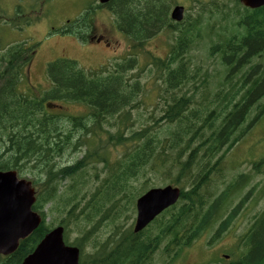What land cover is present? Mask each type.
Returning a JSON list of instances; mask_svg holds the SVG:
<instances>
[{
    "label": "trees",
    "instance_id": "obj_1",
    "mask_svg": "<svg viewBox=\"0 0 264 264\" xmlns=\"http://www.w3.org/2000/svg\"><path fill=\"white\" fill-rule=\"evenodd\" d=\"M210 3L212 22L203 28L201 10L177 23L165 0H111L106 7L114 27L133 51L166 32L168 51L163 57L147 53L146 63L127 55L98 72L86 73L69 59L48 63L52 88L46 96L83 105L79 116L54 114L43 104L46 98L21 90L33 46L0 49V171L28 174L35 188L32 209L42 218L13 254L0 255V264H21L52 227L45 219L53 212L83 264H154L161 244L181 251L212 222H220L217 234L228 226L232 217L222 213L249 175L232 179L216 196L208 188L222 178L225 158L264 118V7ZM90 10L77 22L86 23ZM141 97L153 99V107L135 126L133 111L148 108ZM108 145L120 155L111 157ZM79 152L80 159L60 164ZM249 162L259 171L264 156ZM165 185L180 189L178 203L138 233L133 221L124 226L133 219L136 199ZM254 187L264 188V179ZM254 222L243 236V252L228 264H264V212Z\"/></svg>",
    "mask_w": 264,
    "mask_h": 264
},
{
    "label": "rangeland",
    "instance_id": "obj_2",
    "mask_svg": "<svg viewBox=\"0 0 264 264\" xmlns=\"http://www.w3.org/2000/svg\"><path fill=\"white\" fill-rule=\"evenodd\" d=\"M36 8L34 9V13H30V9L27 8L29 5L32 7V0H0V24L7 19L11 24L9 28L2 25L1 34H0V47H8L14 45L17 42H26V44H39L37 47V54H35V58L31 65V68L28 72V82L25 84V90L30 93L35 91L29 90L27 87L29 84L31 86H40V89L34 93L35 96L43 97V94L46 93V90L50 88V83L48 81L46 75V66L47 64L60 56H53L51 49L44 45L43 38L41 40V35L43 34V30L37 31L35 30V26L32 24H28V18H31L32 21H35L34 24L40 23L41 21L47 23V27H57L58 24H61L65 19H70L79 17L78 13H82L83 9L93 1V0H70L68 5L64 3L66 0H58L60 1L58 7H40V0H33ZM168 6V13L172 10L175 5H182L186 7V13L188 15H192L194 17L195 12L201 10L202 21L205 26L203 28H208L209 23L212 22V19L207 18L210 7H213L210 3V0H165ZM218 5L225 4L227 7H231L234 3L233 0H215ZM48 1H46L47 3ZM52 1L51 3H53ZM45 3V4H46ZM39 6V7H38ZM27 8V9H26ZM197 8H199L197 10ZM17 9L22 10L23 20L21 23H18L17 19H12V17L16 14ZM16 11V12H15ZM96 11L94 8L90 10V12ZM233 12V11H232ZM34 15L37 17L35 18ZM93 17V15H91ZM216 19L219 20V24L222 22L220 19V15L216 14ZM234 16V13L226 19L227 21H231ZM215 19H213L214 21ZM113 18L112 14L109 10L104 9L98 12L97 15H94L92 20V29L95 30V34L104 35L103 41L107 43V46L102 44L97 45L94 43H86V45L73 40H65L64 43H57V53L61 50H64L65 54H62L66 57L73 58L77 61L80 68L90 71H100L103 67L110 65L115 60L120 58H124L127 55L137 54L142 63H146L147 61V53L149 55L153 54L155 56H162L166 54L169 46V34L161 33L159 36L153 37L151 40L146 42L143 48L132 50L131 44L128 43L127 39L123 37L120 32H116L113 29ZM16 26V27H15ZM21 29H10V28H18ZM39 27V26H37ZM87 27V25L85 26ZM40 28V27H39ZM227 31H230L227 29ZM42 33V34H41ZM86 38L89 37V29L86 28L83 31ZM14 42V43H13ZM71 42V43H70ZM91 44V45H90ZM202 45L201 48L197 49V53L199 55H204L202 51L206 50ZM146 56V58L144 57ZM264 58V57H263ZM256 61V60H254ZM264 62V60H263ZM153 89V87H149ZM155 92L157 89L154 87ZM43 91L42 93H40ZM143 103L142 106L148 107L146 111L142 109L139 110V115L136 114L135 111L131 114V117L136 120L134 121V125L137 126L144 122L147 117V113L152 110L153 99H146L141 97ZM48 102H53L55 105L51 110L54 114H59L60 110L74 115L79 116L85 113V107L79 103H66L62 100H47ZM161 104V102L159 101ZM138 120V121H137ZM105 131H112L110 127L107 125L103 126ZM127 131V129H125ZM126 133V132H125ZM106 136V135H105ZM101 145H104L102 142ZM239 145V146H238ZM235 149L225 158L224 164V172L222 178H218L217 176L214 178V182L209 185L208 190L211 193H214L215 196L222 193L228 186L229 182L238 177L239 175H249V178L246 182L232 195L229 197V205L227 206V212L225 210L222 213V216L226 218V216L231 215L232 219L228 223V226L223 229L220 233H215L220 224L219 221L215 223L212 222L210 226L207 227L204 233H202L199 238L193 241V243L188 246L180 249L178 255H175L174 251L168 252L164 250L167 246L165 243L161 244L159 249L155 251L153 255V263L154 264H224V255L229 256L230 254L237 257L239 252H243V248L241 247L242 242H244L243 236L246 235L247 228L252 226L254 223V217H257L259 214L264 212V188L257 190V193L251 194L246 201L241 204V207L235 212L232 213L234 209L237 208L241 199H244L252 187H254L255 183L258 181H263L264 179V166L260 168L259 171H253V166L250 164L251 159H257L260 156H264V118L261 119L258 123H256L250 130L249 134L238 144ZM100 148V147H98ZM84 150V148H83ZM106 150H110L109 154L111 157L119 156L121 150L118 148L112 147L110 149V145L107 146ZM84 152V151H83ZM82 156V152L73 153L70 155H65L61 158L60 164L64 165L74 161V159H80ZM258 173V174H257ZM28 174L23 173L22 177L26 179ZM255 194V196H254ZM256 199H263V201L259 205L249 204L252 202V197ZM49 205L45 207L48 209ZM57 213L53 212V215L46 219L47 223H51L52 227L57 226V222L54 216L57 217ZM134 215L133 219H128L124 226L129 225L132 221L134 223ZM96 232V231H95ZM100 237V233L96 232ZM70 238L73 239L74 235H70ZM210 240L212 242L210 243ZM86 251H90V248H87ZM228 260V259H227ZM225 260V261H227Z\"/></svg>",
    "mask_w": 264,
    "mask_h": 264
},
{
    "label": "water",
    "instance_id": "obj_3",
    "mask_svg": "<svg viewBox=\"0 0 264 264\" xmlns=\"http://www.w3.org/2000/svg\"><path fill=\"white\" fill-rule=\"evenodd\" d=\"M109 0H99L106 3ZM248 9L264 6V0H240ZM173 21H181L183 7L176 6L170 14ZM179 197V190L170 186L155 188L136 201V221L133 231H141L163 210L173 205ZM34 190L30 182L17 180L13 171L0 172V255L12 254L19 240L26 238L39 225L40 217L32 212ZM63 229L58 227L49 232L34 252L21 264H78L79 252L65 246Z\"/></svg>",
    "mask_w": 264,
    "mask_h": 264
},
{
    "label": "flooded vegetation",
    "instance_id": "obj_4",
    "mask_svg": "<svg viewBox=\"0 0 264 264\" xmlns=\"http://www.w3.org/2000/svg\"><path fill=\"white\" fill-rule=\"evenodd\" d=\"M95 1V0H93ZM45 2L46 0H40V7H44L45 6ZM58 4V2H55V3H51L52 6H56ZM97 6H99L98 4H95L94 5V9L96 11H94V14L93 15H96L97 12L101 11L102 10L104 11V9H108L106 7V5H102L101 6V10L99 9L97 11ZM33 7V6H32ZM48 7H51L50 5H48ZM99 8V7H98ZM94 18V17H93ZM92 22V21H91ZM70 23V21L67 19L64 21V26L61 27L60 25L57 26V30L54 31V28L55 27H51L49 28V31H54V33H52L51 35H48V32L44 31L43 34L41 35V38H45V45L49 46V48L51 49L52 52H54L53 55H55L57 53V43H64V41L67 39V38H74L76 41L77 40H81L82 37H85L83 31H85L86 28L89 29V41L91 42H95L97 44H100L101 42H103V37L104 35L102 34V32L100 34H95V30L92 29V24L90 25V23L88 22L87 26L90 25L89 27H85V25L83 23H80V22H72L70 23V27H66V24ZM40 27V25H39ZM42 27V26H41ZM40 28H38L39 30ZM43 29V27H42ZM105 46H107L108 44L105 43L104 44ZM64 51L60 49V52L59 54L63 53ZM57 55V54H56Z\"/></svg>",
    "mask_w": 264,
    "mask_h": 264
},
{
    "label": "bare ground",
    "instance_id": "obj_5",
    "mask_svg": "<svg viewBox=\"0 0 264 264\" xmlns=\"http://www.w3.org/2000/svg\"><path fill=\"white\" fill-rule=\"evenodd\" d=\"M127 9V8H126ZM116 10V9H115Z\"/></svg>",
    "mask_w": 264,
    "mask_h": 264
}]
</instances>
